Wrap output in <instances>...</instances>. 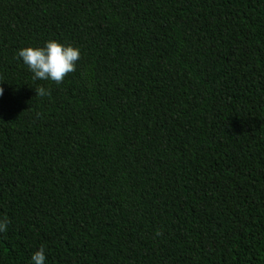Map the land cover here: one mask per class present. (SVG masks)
I'll list each match as a JSON object with an SVG mask.
<instances>
[{"label":"trees","instance_id":"16d2710c","mask_svg":"<svg viewBox=\"0 0 264 264\" xmlns=\"http://www.w3.org/2000/svg\"><path fill=\"white\" fill-rule=\"evenodd\" d=\"M0 87V264H264V0H0Z\"/></svg>","mask_w":264,"mask_h":264},{"label":"clouds","instance_id":"9594fccd","mask_svg":"<svg viewBox=\"0 0 264 264\" xmlns=\"http://www.w3.org/2000/svg\"><path fill=\"white\" fill-rule=\"evenodd\" d=\"M18 57L33 73L34 80L52 81L62 84L65 77L76 71V63L80 60V50L72 46H65L56 41H48L44 47H26L18 52ZM36 97H50L51 92L44 87L35 89ZM4 89L0 87V96ZM7 221L0 222V232L7 231ZM160 235V233H157ZM32 264H45L44 247L36 251L32 257Z\"/></svg>","mask_w":264,"mask_h":264}]
</instances>
